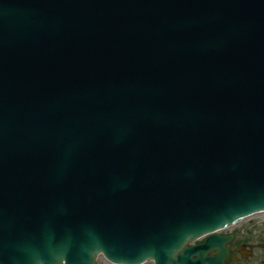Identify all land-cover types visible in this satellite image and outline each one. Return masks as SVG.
Instances as JSON below:
<instances>
[{
    "label": "water",
    "instance_id": "1",
    "mask_svg": "<svg viewBox=\"0 0 264 264\" xmlns=\"http://www.w3.org/2000/svg\"><path fill=\"white\" fill-rule=\"evenodd\" d=\"M260 212L264 0H0V264H223Z\"/></svg>",
    "mask_w": 264,
    "mask_h": 264
},
{
    "label": "flooded vegetation",
    "instance_id": "2",
    "mask_svg": "<svg viewBox=\"0 0 264 264\" xmlns=\"http://www.w3.org/2000/svg\"><path fill=\"white\" fill-rule=\"evenodd\" d=\"M226 237L223 247L227 258L223 264H264V213L248 217L217 234ZM208 237H203L190 247L202 246ZM212 251L207 257L216 255Z\"/></svg>",
    "mask_w": 264,
    "mask_h": 264
},
{
    "label": "rangeland",
    "instance_id": "3",
    "mask_svg": "<svg viewBox=\"0 0 264 264\" xmlns=\"http://www.w3.org/2000/svg\"><path fill=\"white\" fill-rule=\"evenodd\" d=\"M96 263H97V264H109V263L106 261V259L103 258V257H100V258L96 261ZM145 264H152V263L147 262V263H145Z\"/></svg>",
    "mask_w": 264,
    "mask_h": 264
}]
</instances>
